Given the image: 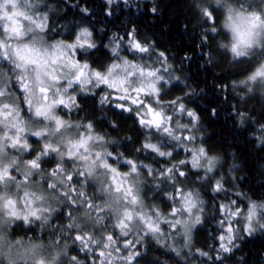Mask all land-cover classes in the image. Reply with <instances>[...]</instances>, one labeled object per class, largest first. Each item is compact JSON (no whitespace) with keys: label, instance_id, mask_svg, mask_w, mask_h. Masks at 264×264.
Wrapping results in <instances>:
<instances>
[{"label":"clouds","instance_id":"obj_1","mask_svg":"<svg viewBox=\"0 0 264 264\" xmlns=\"http://www.w3.org/2000/svg\"><path fill=\"white\" fill-rule=\"evenodd\" d=\"M102 3L0 0V264H253L264 188L231 140L208 142L192 103L208 85L188 68L226 74L208 84L264 185V0H182L196 42L179 58L129 20L147 5L154 22L162 0Z\"/></svg>","mask_w":264,"mask_h":264},{"label":"trees","instance_id":"obj_2","mask_svg":"<svg viewBox=\"0 0 264 264\" xmlns=\"http://www.w3.org/2000/svg\"><path fill=\"white\" fill-rule=\"evenodd\" d=\"M95 5V14L99 16L103 12L104 4L102 0H93ZM163 12L161 15L155 17L154 22L152 21L151 14L147 11V5H145V10L139 15H135L131 9H128L129 20L132 23L142 25L152 32L158 40V44L161 47L167 48L169 45H174V51L177 53V58L179 54L184 52L186 49L191 50L195 53V42L196 38L191 35L190 32L181 30V17L184 15L182 9V0H162ZM72 10L69 9V13ZM173 12L175 15L173 16ZM125 15L124 9H121L120 15L108 20V23L113 27L120 22L122 16ZM107 19V18H106ZM169 25L167 31L164 30V25ZM107 33L104 34L106 38ZM106 50L102 48L99 50V56L94 60V63L99 62L100 57L106 56ZM203 59L202 56H194L189 62L188 70L192 73L191 79L197 84L208 85L207 95L200 97L199 99L204 100V104H200L198 101L194 100L192 103L196 105L201 114L205 117L208 126L213 128L215 131L208 138V142L215 147L226 149L229 147V140L238 148L240 158L244 161V169L248 172V177L246 178V183L249 184L252 191L259 192L264 185L256 187L253 185V181L256 176L257 171L256 164L260 158L259 152L253 154L252 144L246 136V131H236L233 127H229V123L232 120L231 116H225V113L230 112V106L226 104L220 95L216 93L215 85L208 84V80L222 81L226 79V74L220 76H215L210 68H205L201 70L199 68V61ZM94 102V101H93ZM219 105L217 117H212L210 115V107ZM131 117L124 118V123H127ZM260 152H264L261 149ZM205 230L199 233L200 237L205 236ZM243 247L248 251L247 260L253 262V264H260L258 249L264 248V238L257 237L252 240H248L244 243Z\"/></svg>","mask_w":264,"mask_h":264}]
</instances>
